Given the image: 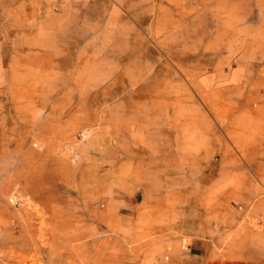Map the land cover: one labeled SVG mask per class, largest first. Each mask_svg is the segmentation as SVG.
<instances>
[{
	"label": "rangeland",
	"instance_id": "rangeland-1",
	"mask_svg": "<svg viewBox=\"0 0 264 264\" xmlns=\"http://www.w3.org/2000/svg\"><path fill=\"white\" fill-rule=\"evenodd\" d=\"M137 208L264 264V0H0V264H122Z\"/></svg>",
	"mask_w": 264,
	"mask_h": 264
},
{
	"label": "crops",
	"instance_id": "crops-1",
	"mask_svg": "<svg viewBox=\"0 0 264 264\" xmlns=\"http://www.w3.org/2000/svg\"><path fill=\"white\" fill-rule=\"evenodd\" d=\"M128 196L130 198L127 203L133 204L142 193L134 191ZM124 215L126 220L131 216L132 219L128 220L135 222L134 228L127 229L124 236L126 243L131 236L134 237L133 248L120 246L119 249L120 252H125V255L120 256L122 264H222L215 258L217 256L211 257L212 253L217 252V232L211 230L210 233H192L189 216L183 215L178 221L173 215L160 219L153 211H138V208L134 214ZM104 241L109 243L111 240L104 238ZM89 245L91 249L94 248L88 242L87 246ZM106 249L103 247V254H106ZM229 250L230 248L227 249ZM130 251L134 252L133 256L128 255ZM123 257L125 261L122 260Z\"/></svg>",
	"mask_w": 264,
	"mask_h": 264
},
{
	"label": "built area",
	"instance_id": "built-area-1",
	"mask_svg": "<svg viewBox=\"0 0 264 264\" xmlns=\"http://www.w3.org/2000/svg\"><path fill=\"white\" fill-rule=\"evenodd\" d=\"M9 201L12 203V204H18L19 203V200L17 198L16 195H12L9 197Z\"/></svg>",
	"mask_w": 264,
	"mask_h": 264
}]
</instances>
